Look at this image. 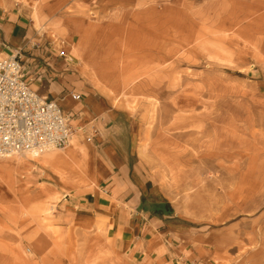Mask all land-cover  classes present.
<instances>
[{"label": "rangeland", "instance_id": "rangeland-1", "mask_svg": "<svg viewBox=\"0 0 264 264\" xmlns=\"http://www.w3.org/2000/svg\"><path fill=\"white\" fill-rule=\"evenodd\" d=\"M35 2L38 31L78 45V103L119 112L169 216L162 247L133 255L88 199L104 171L91 142L0 158V264H264V0Z\"/></svg>", "mask_w": 264, "mask_h": 264}, {"label": "crops", "instance_id": "crops-1", "mask_svg": "<svg viewBox=\"0 0 264 264\" xmlns=\"http://www.w3.org/2000/svg\"><path fill=\"white\" fill-rule=\"evenodd\" d=\"M35 9V0H0V57L18 53L30 86L38 94L51 99H58L60 93L65 95L60 104L75 128L71 141L82 136L91 142L104 170L98 180L99 190H93L88 199L106 219L107 231L114 239L125 243L133 255L152 253L162 247L158 229L169 216L163 201L148 191L130 161V139L119 112L110 109L106 111L108 121H95L97 117L89 106L78 103L81 93L72 87V74L67 67L70 62L58 56L60 49L35 27ZM61 50L72 54L69 45ZM70 93H78L79 100L71 99ZM83 198V194H73L68 200ZM172 246V258L192 261L193 253L187 247Z\"/></svg>", "mask_w": 264, "mask_h": 264}, {"label": "built area", "instance_id": "built-area-1", "mask_svg": "<svg viewBox=\"0 0 264 264\" xmlns=\"http://www.w3.org/2000/svg\"><path fill=\"white\" fill-rule=\"evenodd\" d=\"M57 54L68 62L73 59L63 50ZM64 96L51 99L32 89L18 53L0 57V157L36 156L67 146L75 128L60 104ZM70 97L79 100L80 95Z\"/></svg>", "mask_w": 264, "mask_h": 264}, {"label": "bare ground", "instance_id": "bare-ground-1", "mask_svg": "<svg viewBox=\"0 0 264 264\" xmlns=\"http://www.w3.org/2000/svg\"><path fill=\"white\" fill-rule=\"evenodd\" d=\"M77 46L78 45H73L72 46V51L71 52L73 54L77 53V51H78V47ZM30 155L35 156L33 154H30ZM36 156H38V155H36ZM7 157H10V156H2L0 158L3 159V158H7ZM43 163L44 164L46 163V164H52V165H54V164H65V163H67V161H66L65 158H62V156H60L59 154L50 153V154L44 155L43 162L41 164H43Z\"/></svg>", "mask_w": 264, "mask_h": 264}]
</instances>
